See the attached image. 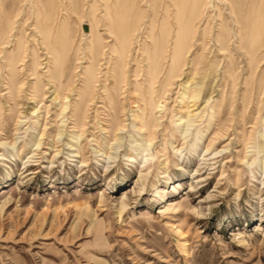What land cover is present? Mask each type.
<instances>
[{"label": "rangeland", "instance_id": "1", "mask_svg": "<svg viewBox=\"0 0 264 264\" xmlns=\"http://www.w3.org/2000/svg\"><path fill=\"white\" fill-rule=\"evenodd\" d=\"M0 264H264V0H0Z\"/></svg>", "mask_w": 264, "mask_h": 264}]
</instances>
